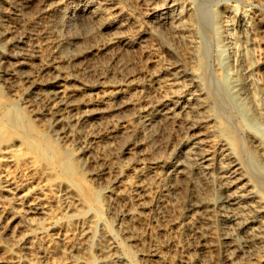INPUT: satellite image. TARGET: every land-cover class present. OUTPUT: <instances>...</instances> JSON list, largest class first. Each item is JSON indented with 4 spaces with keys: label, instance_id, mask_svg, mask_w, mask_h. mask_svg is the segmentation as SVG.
<instances>
[{
    "label": "bare ground",
    "instance_id": "bare-ground-1",
    "mask_svg": "<svg viewBox=\"0 0 264 264\" xmlns=\"http://www.w3.org/2000/svg\"><path fill=\"white\" fill-rule=\"evenodd\" d=\"M259 9L0 0V264H264Z\"/></svg>",
    "mask_w": 264,
    "mask_h": 264
},
{
    "label": "rangeland",
    "instance_id": "rangeland-1",
    "mask_svg": "<svg viewBox=\"0 0 264 264\" xmlns=\"http://www.w3.org/2000/svg\"><path fill=\"white\" fill-rule=\"evenodd\" d=\"M218 0H214V3L215 2H217ZM220 2L222 3V2H236L239 6H241V7H246V8H250V10H256V9H261L262 10V12L264 13V0H220ZM2 4V3H1ZM259 9V10H260ZM260 10V11H261ZM13 22V23H12ZM12 22H10L11 24H14V25H19V22L17 21V20H12ZM261 57H262V55H261ZM260 57V58H261ZM259 58V59H260ZM261 60H262V58H261ZM263 63L262 62H260V64H258V67L260 68L259 70L260 71H258V73H259V75L261 76L262 75V78H264V74H263V72H264V68H263V66H261ZM261 70H263V71H261ZM214 83H216L215 85H217V82L214 80ZM225 94H221L220 95V97L219 98H217V100H216V105H218V107L220 106V108H218L217 110V112H218V118L220 117L221 118V120L222 121H224L226 124H234V123H238V124H240V125H242L243 124V122H242V116H241V113L237 110V109H235V107H233V105L231 104V102H230V100H229V98H228V96L227 95H225ZM5 96H6V91L3 89V90H0V98H2V99H4L5 98ZM225 98V99H224ZM213 101H214V103H215V100L213 99ZM19 102H21L20 100H19ZM220 104V105H219ZM227 105V106H226ZM231 106V107H230ZM217 107V106H216ZM234 109V110H233ZM221 110V111H220ZM237 111H238V113H237ZM231 112H232V114H231ZM235 112V113H234ZM237 114V115H236ZM225 115V116H224ZM228 117H227V116ZM231 115V116H230ZM237 117V118H236ZM235 118V119H234ZM230 119V120H229ZM241 119V120H240ZM227 120V121H226ZM264 120V119H263ZM263 120H262V122L260 121V124H262L261 125V131H264V123H263ZM230 121V122H229ZM238 121V122H237ZM242 123V124H241ZM246 126V127H245ZM263 126V127H262ZM242 129H241V131H240V133H241V135L242 136H244L245 137V139H247V134H248V131H250L249 130V128H248V125H245V124H243V127H241ZM246 129V130H244V129ZM263 128V129H262ZM247 129H248V131H247ZM244 130V131H243ZM243 156V157H242ZM249 157V155L246 153V152H244V153H242L241 154V156H239L240 157V160H241V162H242V164H243V166H244V168H248V164H249V160H250V158H248ZM245 160V161H244ZM247 165V166H246ZM88 179V178H87ZM87 186H89L90 184H92L90 181H86V183H85ZM106 212V210H103V216L106 218V219H108V213L106 212V214H105V212ZM106 215V216H105ZM113 227H116V226H114L113 225ZM122 232H113V235H114V237L117 239V240H119L118 242H120L121 243V241L123 242V233L121 234ZM122 235V236H121ZM122 238V239H121ZM131 249H132V252H131V254H132V257L135 259V261L137 262V263H139V264H141L140 263V261H139V257L141 256L140 255V251H138V250H135V249H137V247L134 245V246H131L130 247ZM134 248V249H133ZM95 251V250H94ZM134 251H135V253H134ZM96 252V251H95ZM95 252H93V253H95ZM134 253V254H133ZM136 254H137V256H136ZM138 260H137V259Z\"/></svg>",
    "mask_w": 264,
    "mask_h": 264
}]
</instances>
